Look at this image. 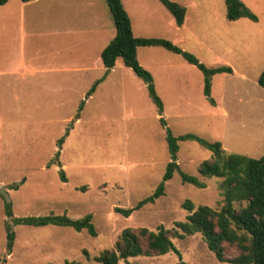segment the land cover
<instances>
[{
  "label": "rangeland",
  "instance_id": "374dc122",
  "mask_svg": "<svg viewBox=\"0 0 264 264\" xmlns=\"http://www.w3.org/2000/svg\"><path fill=\"white\" fill-rule=\"evenodd\" d=\"M11 1L14 9L9 3L0 9V19L8 23L0 37V264H100L95 257L113 248L124 228L156 231L160 225L169 230L179 255L132 256L119 264H232L220 261L200 233L183 234L177 226L186 220V199L215 210L225 204L222 179L198 173L212 154L195 140L179 142L176 162L204 188L183 183L175 172L154 202L126 217L114 209L136 206L162 181L170 152L160 117L174 136L219 141L225 153L264 154V87L258 84L264 69V0H242L257 21L228 20L224 0H173L188 10L181 26L159 0H124L134 36L166 38L209 67L232 68L211 77L212 104L196 66L163 47H139L137 59L152 75L162 114L144 81L121 58L106 74L100 53L115 25L105 0H41L22 10L19 0ZM90 3L101 5L103 24L91 38L76 30L91 19ZM20 45L31 67L27 73L12 71L3 60L14 57ZM22 178L18 189L10 188ZM2 187L14 217L91 214L96 235L69 226L13 224L4 212ZM6 221L14 232L10 253ZM234 250L228 248L227 255Z\"/></svg>",
  "mask_w": 264,
  "mask_h": 264
},
{
  "label": "trees",
  "instance_id": "16d2710c",
  "mask_svg": "<svg viewBox=\"0 0 264 264\" xmlns=\"http://www.w3.org/2000/svg\"><path fill=\"white\" fill-rule=\"evenodd\" d=\"M8 0H0V6ZM23 2L30 0H22ZM171 13L176 24L181 26L186 15V8L173 0H159ZM226 5V17L234 21L240 18H248L257 21V15L242 0H224ZM111 13L115 35L112 40L103 48L100 58L105 67L106 74L114 67L116 60L121 58L123 64L131 68L147 86L149 97L156 106L159 114L163 113V102L157 94L151 73L146 70L137 59V49L144 46H160L179 56L186 62L196 66L204 75V94L214 104L210 96L211 77L218 73H231L229 65L207 66L189 51L183 50L180 46L161 37H136L132 32L130 17L125 10L121 0H105ZM105 74V75H106ZM104 75V76H105ZM104 76L97 80L90 88L88 95L95 91ZM258 84L264 87V69L258 78ZM83 102L79 105L81 109ZM161 125L165 127L167 147L170 152V161L162 181L155 191L140 200L132 208L116 207L114 210L123 216H129L134 209L144 204L154 202L162 196L165 191V183L177 172L183 183H189L199 188H204L205 183L197 176L185 173L179 168L177 153L179 142L192 139L199 142L211 152V157L202 161L198 166V173L202 177L221 178L220 187L223 190L225 204L220 210L200 204L194 206L192 201L186 199L183 207L187 210L186 220L178 222L177 226L183 234L200 233L206 241L210 250L222 262L232 264H264V154L259 158L248 157L238 153H225L221 142H209L194 134H181L174 136L167 127L163 117L159 118ZM63 142V139L58 141ZM59 164V161H56ZM60 178L66 181L63 171H60ZM24 178L19 183L12 184L11 189H18ZM247 202L245 206L236 209L233 203ZM5 215L11 219L13 224H24L30 226H69L76 231L85 229L90 235H96L92 223V215L86 214L81 218H71L66 214L14 217L12 204L4 200ZM6 251L12 250L14 232L11 224L6 221ZM169 230L160 225L156 231L147 227H126L119 234L113 248L104 250L95 257L100 264H119L121 259L126 260L132 256H153L163 255L174 251L179 255L178 250L172 242ZM181 236V234H180ZM234 248L235 254L227 255V249ZM63 264H78L74 261H65ZM131 264V263H128ZM180 264H184L181 262Z\"/></svg>",
  "mask_w": 264,
  "mask_h": 264
},
{
  "label": "crops",
  "instance_id": "0c3cea01",
  "mask_svg": "<svg viewBox=\"0 0 264 264\" xmlns=\"http://www.w3.org/2000/svg\"><path fill=\"white\" fill-rule=\"evenodd\" d=\"M39 1H41V0H30V1H26V2H23L22 0H19L18 7L21 8V10H22L23 7L29 6V5H32V4H35V3H38ZM121 1L123 3L124 8H125L124 0H121ZM8 3L9 4H13V9L16 7V3L14 1L8 0L5 4H3V5L0 6V9L5 8ZM179 3H181V2H179ZM90 5L93 6V7L95 6V8H91V10H90L91 11V13H90L91 19L84 24L87 27L84 28L83 30H81L84 27V25H83L80 28H76V30H79V31H77V33L79 35H82L83 34V37H85V35H90V38H91V37L96 36V34H99V32H102L103 24H102L101 13H100V11H101L100 10L101 5H100V7H98L97 5H94L92 3H90ZM186 11H188L187 8H186ZM6 12L8 14H11V13H15L16 11L15 12L14 11H6ZM0 14H1V11H0ZM184 21H185V19H184ZM88 25H91V26H88ZM7 27H8V23L4 19H2V20L0 19V37H1V34L3 35V33L6 32V28ZM69 32L72 33V32H75V31L70 30ZM0 45H1V41H0ZM10 46H14V45L11 44ZM29 59H31V58H29ZM3 60H5L6 63H8V65H11L10 66L11 67L10 69H12V71H16L17 73H27L28 71H30V68L31 67H28L27 68V66H26V62L27 61H25L24 56H23L22 45H20V47H18V52L15 53V56L14 57L4 58ZM100 60H101V58H100Z\"/></svg>",
  "mask_w": 264,
  "mask_h": 264
},
{
  "label": "water",
  "instance_id": "95a60500",
  "mask_svg": "<svg viewBox=\"0 0 264 264\" xmlns=\"http://www.w3.org/2000/svg\"><path fill=\"white\" fill-rule=\"evenodd\" d=\"M1 190H2V195L8 200V195L5 193V188L2 187Z\"/></svg>",
  "mask_w": 264,
  "mask_h": 264
}]
</instances>
